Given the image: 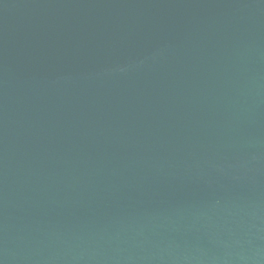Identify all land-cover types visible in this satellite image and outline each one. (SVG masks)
<instances>
[{
  "label": "water",
  "instance_id": "water-1",
  "mask_svg": "<svg viewBox=\"0 0 264 264\" xmlns=\"http://www.w3.org/2000/svg\"><path fill=\"white\" fill-rule=\"evenodd\" d=\"M0 264H264V0H0Z\"/></svg>",
  "mask_w": 264,
  "mask_h": 264
}]
</instances>
